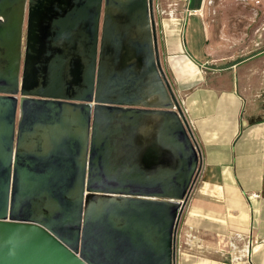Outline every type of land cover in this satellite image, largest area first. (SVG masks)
Listing matches in <instances>:
<instances>
[{"label":"water","instance_id":"water-1","mask_svg":"<svg viewBox=\"0 0 264 264\" xmlns=\"http://www.w3.org/2000/svg\"><path fill=\"white\" fill-rule=\"evenodd\" d=\"M24 1L0 0V33L9 35L0 42L12 52L0 73V102L13 106L0 162V264H175L176 232L202 156L161 64L153 0H91L85 81L66 104L49 91L70 88L33 95L18 87ZM14 96L23 121L30 107L80 112V135L61 137L38 182L30 162V182L10 183ZM113 127L156 128L160 147L147 144L143 160L125 162L110 148ZM72 148L77 162H64ZM16 165L18 174L24 164Z\"/></svg>","mask_w":264,"mask_h":264},{"label":"crops","instance_id":"crops-1","mask_svg":"<svg viewBox=\"0 0 264 264\" xmlns=\"http://www.w3.org/2000/svg\"><path fill=\"white\" fill-rule=\"evenodd\" d=\"M200 4L153 0L152 10L162 67L202 156L177 228L175 264H264V48L238 57L223 50L225 56L213 57L218 48L202 26ZM93 7L95 12L91 0L24 1L18 87L33 95H42L43 88H70L49 93L61 96L62 104L75 102L89 60ZM8 36L0 33L2 39ZM198 37L200 46L192 55L188 46ZM7 46L0 42V73L11 63ZM185 61L194 65L196 77L178 75L173 65ZM18 99L14 96L10 129V183L30 182V162L38 182L61 137L80 135V112L66 105L30 107L23 121ZM9 107L11 102H0V162L4 152L8 156ZM70 151L64 162H77L75 149ZM16 162L24 164L18 174Z\"/></svg>","mask_w":264,"mask_h":264},{"label":"rangeland","instance_id":"rangeland-1","mask_svg":"<svg viewBox=\"0 0 264 264\" xmlns=\"http://www.w3.org/2000/svg\"><path fill=\"white\" fill-rule=\"evenodd\" d=\"M199 1L192 0L193 6H197ZM257 1L201 0L202 5L200 4L199 10L202 14L199 16L202 26L205 33H208L213 40V45L218 48L213 57L218 59L225 56L223 50L238 54V57L255 49L264 48V22H262L264 9L257 4ZM163 10L166 11L167 8ZM164 11L163 15H165ZM183 33L185 34V31ZM186 39L189 40L187 33ZM190 41L191 45L188 48L193 55L200 46L201 40L198 37Z\"/></svg>","mask_w":264,"mask_h":264},{"label":"flooded vegetation","instance_id":"flooded-vegetation-1","mask_svg":"<svg viewBox=\"0 0 264 264\" xmlns=\"http://www.w3.org/2000/svg\"><path fill=\"white\" fill-rule=\"evenodd\" d=\"M145 128L134 129L130 127L125 128H111L109 134L110 148H114V152L122 158L125 162L141 161L144 158V147L147 144L154 145L156 148L160 147L159 130L153 128V132L146 133ZM121 141L123 143L121 144Z\"/></svg>","mask_w":264,"mask_h":264},{"label":"bare ground","instance_id":"bare-ground-1","mask_svg":"<svg viewBox=\"0 0 264 264\" xmlns=\"http://www.w3.org/2000/svg\"><path fill=\"white\" fill-rule=\"evenodd\" d=\"M173 67L179 73L178 75L184 78H194L198 75V72L196 71L194 65L191 64L189 61L178 63V67L176 66V64H174Z\"/></svg>","mask_w":264,"mask_h":264},{"label":"built area","instance_id":"built-area-1","mask_svg":"<svg viewBox=\"0 0 264 264\" xmlns=\"http://www.w3.org/2000/svg\"><path fill=\"white\" fill-rule=\"evenodd\" d=\"M257 4L262 8L264 9V0L262 1H257ZM185 115V114H184ZM190 126V125H189Z\"/></svg>","mask_w":264,"mask_h":264}]
</instances>
